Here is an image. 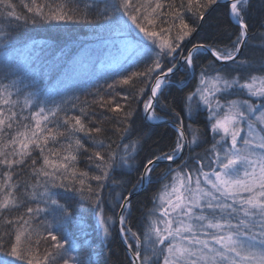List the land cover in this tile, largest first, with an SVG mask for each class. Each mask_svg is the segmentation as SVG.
<instances>
[{
    "label": "snow or ice",
    "instance_id": "snow-or-ice-1",
    "mask_svg": "<svg viewBox=\"0 0 264 264\" xmlns=\"http://www.w3.org/2000/svg\"><path fill=\"white\" fill-rule=\"evenodd\" d=\"M68 24L114 53L91 101L18 78ZM0 264H264V0H0Z\"/></svg>",
    "mask_w": 264,
    "mask_h": 264
},
{
    "label": "trees",
    "instance_id": "trees-1",
    "mask_svg": "<svg viewBox=\"0 0 264 264\" xmlns=\"http://www.w3.org/2000/svg\"><path fill=\"white\" fill-rule=\"evenodd\" d=\"M15 35L17 45L13 55L19 67L18 78L31 85L28 91L38 93L58 90L65 98L79 96L81 101L85 98L91 101L93 97L89 93H94L96 89L89 85L96 83L107 71V60L110 54H114L103 42L107 39L106 34L92 31L89 26L83 24H68L61 26L59 30L27 29ZM34 41L37 42L35 46ZM99 85H104V79H99ZM56 99L59 101L60 96ZM171 130L169 124L167 127H161L158 130L159 135L153 139L162 144L166 143L168 139L166 133H170ZM151 143L150 141L149 144ZM86 164L87 161L84 160L81 168ZM168 167V164H162L156 174L163 175ZM153 190L136 196L137 205L141 210L145 205L151 207L150 197ZM113 251L114 261L123 259L124 248L118 240L113 245Z\"/></svg>",
    "mask_w": 264,
    "mask_h": 264
},
{
    "label": "water",
    "instance_id": "water-1",
    "mask_svg": "<svg viewBox=\"0 0 264 264\" xmlns=\"http://www.w3.org/2000/svg\"><path fill=\"white\" fill-rule=\"evenodd\" d=\"M169 125L172 127L171 123H169ZM167 164V162H165Z\"/></svg>",
    "mask_w": 264,
    "mask_h": 264
}]
</instances>
